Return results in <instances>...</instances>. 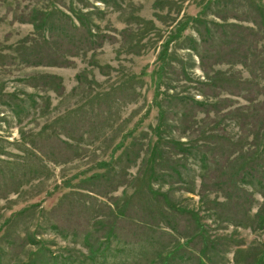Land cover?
Instances as JSON below:
<instances>
[{"label":"rangeland","instance_id":"rangeland-1","mask_svg":"<svg viewBox=\"0 0 264 264\" xmlns=\"http://www.w3.org/2000/svg\"><path fill=\"white\" fill-rule=\"evenodd\" d=\"M261 210L264 0H0V264H264Z\"/></svg>","mask_w":264,"mask_h":264},{"label":"trees","instance_id":"trees-1","mask_svg":"<svg viewBox=\"0 0 264 264\" xmlns=\"http://www.w3.org/2000/svg\"><path fill=\"white\" fill-rule=\"evenodd\" d=\"M184 29H185V26H184V27H181L179 33L181 34V33L184 31ZM168 46H169V42H167V44L165 45L166 49L168 48ZM162 63H163V64H162L160 70L158 71V75H159L158 80H156L157 83H158V85L162 82V79H163L162 72H163V70H164L165 63H166L165 58L162 59ZM261 212H263V210H261V211L259 212V214L257 215V217L259 218V219H258V220H259L258 223H259V222L261 223L260 227H261L262 225L264 226V217L261 216ZM260 216H261V217H260ZM263 228H264V227H263ZM263 228L261 227L260 229H263Z\"/></svg>","mask_w":264,"mask_h":264}]
</instances>
